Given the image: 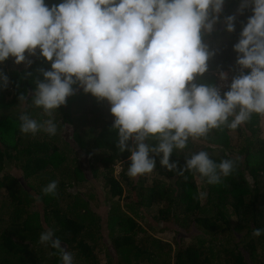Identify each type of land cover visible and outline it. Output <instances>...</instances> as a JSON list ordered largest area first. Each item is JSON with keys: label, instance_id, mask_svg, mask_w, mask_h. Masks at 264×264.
<instances>
[{"label": "trees", "instance_id": "trees-1", "mask_svg": "<svg viewBox=\"0 0 264 264\" xmlns=\"http://www.w3.org/2000/svg\"><path fill=\"white\" fill-rule=\"evenodd\" d=\"M61 2L45 0L50 8ZM240 2L225 0L220 27L204 35L215 55L197 84L215 86L217 70H228L229 82L240 74L234 45L253 15L250 8L239 12ZM233 15L235 30L229 32L224 21ZM27 60L30 66L11 57L0 62L8 77L6 88L0 78V264H63L59 249L40 242L48 231L71 253L72 264H264V118L253 114L234 131L223 127L207 139L190 138L185 149H174L172 170L161 164L162 153L150 152L153 172L132 178L134 142L120 150L110 104L74 86L75 94L49 117L33 100L36 81L44 79L40 69L51 70V62L39 50ZM22 115L38 124L52 119L56 134L43 128L24 133ZM146 143L155 147L159 141ZM200 151L217 165L231 160L232 173L225 177L217 168L220 182L210 184L188 170L187 159ZM52 181L55 192L44 194ZM98 183L105 192L104 213L96 204ZM172 224L176 235L164 240Z\"/></svg>", "mask_w": 264, "mask_h": 264}, {"label": "clouds", "instance_id": "clouds-1", "mask_svg": "<svg viewBox=\"0 0 264 264\" xmlns=\"http://www.w3.org/2000/svg\"><path fill=\"white\" fill-rule=\"evenodd\" d=\"M224 5L225 0H63L50 8L45 0H0V62L11 57L30 66L27 56L39 50L51 70L40 69L44 79L36 81L35 106L51 117L79 86L110 104L120 150L134 142L130 177L153 172L156 160L150 152L162 153L161 164L172 170L177 167L170 163L174 149H185L190 138L207 139L223 127L234 131L253 114L264 118V0L240 2V13L249 8L253 13L234 45L240 74L229 82L228 70L214 71L218 79L228 80L222 91L229 90L222 96L219 81L215 86L195 82L215 55L203 37L214 31ZM235 19L225 17L227 31L235 30ZM0 78L6 88L8 77L0 72ZM20 119L24 133L57 132L52 119L44 124L27 115ZM150 138L158 146L150 147ZM186 167L215 184L234 165L231 160L217 165L200 151L187 159ZM56 188L52 181L43 192ZM40 242H51L63 264H72L71 253L61 249L51 231L42 233Z\"/></svg>", "mask_w": 264, "mask_h": 264}, {"label": "rangeland", "instance_id": "rangeland-1", "mask_svg": "<svg viewBox=\"0 0 264 264\" xmlns=\"http://www.w3.org/2000/svg\"><path fill=\"white\" fill-rule=\"evenodd\" d=\"M220 27V25H218V24H216V25H214V30H217L218 28ZM205 34H207V33H205ZM13 60H14V58H12ZM15 61V60H14ZM25 64V66H27V64L26 63H24ZM246 70V69H245ZM9 99H11V97L9 98ZM261 127H262V134H263V136H264V120L262 121V123H261ZM11 169H13V172H17V173H21V172H19L16 168H11ZM116 169V172H115V175L116 176H118V174H119V171H120V167H116L115 168ZM97 190H98V194L96 195L97 197H98V202L96 203L97 205H98V210L102 213H104V208H105V206H106V201H105V199H104V195H105V192L103 191V189L101 188V186H100V184L98 183L97 184ZM159 226H161V225H159ZM172 226V231H166L165 232V234H164V240H171V236L172 235H176V233H175V229L177 228V225H175V224H172L171 225ZM174 229V230H173ZM191 231H193V232H195L197 235H199V231L193 226L192 227V229H191ZM104 251L102 250V249H100L99 251H98V255H100V257H99V259H101V260H104Z\"/></svg>", "mask_w": 264, "mask_h": 264}, {"label": "built area", "instance_id": "built-area-1", "mask_svg": "<svg viewBox=\"0 0 264 264\" xmlns=\"http://www.w3.org/2000/svg\"><path fill=\"white\" fill-rule=\"evenodd\" d=\"M228 86V80L226 79H222L221 76H219V83L217 85V87L221 90Z\"/></svg>", "mask_w": 264, "mask_h": 264}]
</instances>
